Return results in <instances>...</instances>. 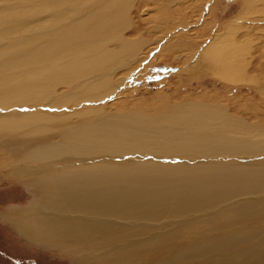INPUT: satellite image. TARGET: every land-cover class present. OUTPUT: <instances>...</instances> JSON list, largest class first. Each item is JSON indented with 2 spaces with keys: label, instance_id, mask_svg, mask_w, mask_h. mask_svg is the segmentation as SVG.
I'll return each instance as SVG.
<instances>
[{
  "label": "bare ground",
  "instance_id": "bare-ground-1",
  "mask_svg": "<svg viewBox=\"0 0 264 264\" xmlns=\"http://www.w3.org/2000/svg\"><path fill=\"white\" fill-rule=\"evenodd\" d=\"M140 1L0 0V150L20 160L10 174L35 199L16 211L14 225L32 241L92 264L128 262L135 252L140 264L156 262L154 255H165L166 264L198 257L264 264V162H198L264 154V133L221 103L187 100L159 113L126 100L84 105L116 95L122 76L115 72L147 57L137 54L150 42L128 37L137 26L133 13L143 14ZM242 6L194 57L197 70L208 62L207 72L219 79H259L245 75L254 38L242 22L264 19V0ZM206 26L184 37L202 35ZM243 28L247 36L237 40ZM232 198L218 210L187 215Z\"/></svg>",
  "mask_w": 264,
  "mask_h": 264
},
{
  "label": "rangeland",
  "instance_id": "rangeland-1",
  "mask_svg": "<svg viewBox=\"0 0 264 264\" xmlns=\"http://www.w3.org/2000/svg\"><path fill=\"white\" fill-rule=\"evenodd\" d=\"M142 1L137 4V7L142 9L143 14L139 16L137 12L133 13L137 26L129 30L128 37L141 36L146 42H150L148 44L144 43L141 52L137 54L139 57L146 53L147 57L141 61L139 58L137 61L135 59L133 61L135 63H131L125 70L123 68L115 72V78L122 76L120 87L117 89L119 95L112 94L97 103L88 102L84 105L103 106L113 103L116 106H121V104L124 105V100H126V106L128 102L131 104L130 107L135 110L140 108L139 111L144 110L145 113H155L161 112L163 109H165V112L169 111L173 108V104L187 100L202 105L221 103L224 104L229 115L231 113V116L233 115V117L242 120L244 123L246 122L251 128L258 129L263 134L264 19L256 18L257 20L251 19L252 21L242 22V25L244 24L250 30L252 29L254 38L250 43L249 51L251 52L248 51L251 61L245 75H257L259 79L255 78V82L252 79L248 81H226L209 74V70L207 72L208 62H204L205 64L202 65L206 70H197L196 65L194 66L196 61L194 59L199 55V50L205 46L211 36L216 35L218 31H223L224 23L227 24L229 20L239 14L243 7L242 0H193V2L192 0H177L178 4H174V0H155L157 3L153 4V0L148 4L149 6ZM168 2L169 4H167ZM160 12L164 14L162 15ZM196 18H198V21L196 23L192 22ZM205 23L207 26L204 27L202 35L197 33L192 37H184L194 33L196 29L201 28ZM220 28L221 30H219ZM244 30L245 28L242 32H238V35H236L237 40L239 37L245 40L247 34ZM193 37H196V39L194 40ZM239 41L242 40L239 39ZM185 53L186 55H184ZM121 93L127 95V98ZM74 108L72 107L70 111L73 112L78 109ZM51 110L58 112L56 109ZM63 110L66 109L62 108L61 111ZM172 160H176V158H172ZM235 160L243 164H245L244 162L252 163L253 161L264 162V154L246 158L219 156L207 160L200 159L198 162L207 165L214 161L227 162ZM19 162L20 160L14 161L8 157L6 151L0 150V264H92L85 262L77 252L64 250L57 246L41 245L18 231L16 225H14L17 218L16 211L33 207L35 202L33 194L26 184L10 174ZM232 200L233 198L217 202L210 208H199L187 215L192 216L196 213L218 210ZM162 220L164 221V219ZM255 225V222H251L244 225V227L251 228ZM244 227L239 228L244 230ZM170 228L172 226H167L165 229ZM238 231L240 230L238 229ZM255 244L249 243L248 245ZM109 246L107 245L106 248L108 249ZM149 253L151 256L154 255L151 252ZM136 257L137 252L128 256V262H115V264H140L139 259H142V257ZM162 257L152 256L153 259H156V262L151 264H166L164 262L165 255ZM150 258L147 264H150ZM211 258L214 259L211 260ZM215 260H217L216 257H198L184 264H189V262L190 264H214Z\"/></svg>",
  "mask_w": 264,
  "mask_h": 264
}]
</instances>
